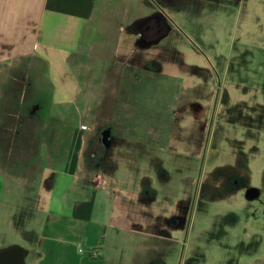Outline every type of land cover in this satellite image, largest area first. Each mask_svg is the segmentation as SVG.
<instances>
[{"label": "rangeland", "instance_id": "1", "mask_svg": "<svg viewBox=\"0 0 264 264\" xmlns=\"http://www.w3.org/2000/svg\"><path fill=\"white\" fill-rule=\"evenodd\" d=\"M255 5L156 1L172 30L144 51L132 6L126 55L72 61L76 85L56 100L38 61L2 70L0 248L30 251L33 264L47 221L82 206L81 226L103 233L107 264H264V24L255 18L264 11ZM38 100L44 109L27 118ZM107 127L100 170L89 157L103 155Z\"/></svg>", "mask_w": 264, "mask_h": 264}, {"label": "crops", "instance_id": "2", "mask_svg": "<svg viewBox=\"0 0 264 264\" xmlns=\"http://www.w3.org/2000/svg\"><path fill=\"white\" fill-rule=\"evenodd\" d=\"M156 1L160 0H0V74L20 61L39 58L46 63L51 98L56 100L62 89L72 91L76 85L72 61L93 59L107 64L126 55L122 36L129 26L130 7L138 12L132 27L144 29L142 23L154 14L164 21L167 31L147 44L139 43L141 32L134 30L141 50L159 45L172 28L168 16L154 7ZM252 3L264 11V0ZM255 18L264 24L262 17ZM144 70L142 67L141 73ZM86 212L77 206L68 220L61 221L59 216L48 220L33 264H107L94 252L103 233L96 227L81 226L90 214Z\"/></svg>", "mask_w": 264, "mask_h": 264}, {"label": "flooded vegetation", "instance_id": "3", "mask_svg": "<svg viewBox=\"0 0 264 264\" xmlns=\"http://www.w3.org/2000/svg\"><path fill=\"white\" fill-rule=\"evenodd\" d=\"M143 25H145V28L142 29V27L140 26H133L132 28L136 31L139 30L141 32V36L139 38V43H149L153 40H155L156 38L162 36L166 31V25L164 23V21L158 17L157 14H154L152 16H150L149 18H147L144 23H142ZM44 105L42 104L41 100L36 101L33 105H31L30 111H29V115L27 116V118H37V112L40 111L41 109H44L43 107ZM19 127V123L15 124V131L13 133V137L16 138L15 136H18V128ZM108 134V140H109V146L106 148L104 143H103V136L105 134ZM15 135V136H14ZM114 138L113 135V131H112V127H107L105 129H103L102 131H100L99 133V137L98 140L102 146V153L103 155L100 156L97 154L90 155L89 160L95 162L94 167L103 170L106 169L108 166V161H107V157L106 154L109 151L110 146L112 145V140ZM97 159V160H96ZM96 160V161H95ZM21 252L22 257H23V263L26 264V258L29 255V252L27 250H24L18 246H7L4 248H0V264H17V253Z\"/></svg>", "mask_w": 264, "mask_h": 264}, {"label": "water", "instance_id": "4", "mask_svg": "<svg viewBox=\"0 0 264 264\" xmlns=\"http://www.w3.org/2000/svg\"><path fill=\"white\" fill-rule=\"evenodd\" d=\"M103 137H104L103 143H104L105 147L107 148L109 146V140L107 139L108 134L106 133ZM204 152H205V149H204ZM180 258H181V253H180ZM17 264H24L21 252L17 253Z\"/></svg>", "mask_w": 264, "mask_h": 264}, {"label": "trees", "instance_id": "5", "mask_svg": "<svg viewBox=\"0 0 264 264\" xmlns=\"http://www.w3.org/2000/svg\"><path fill=\"white\" fill-rule=\"evenodd\" d=\"M33 60H34V61H32V63H31V67H35L33 62H35V60H36V61H38V62L41 64L42 70H43V72L45 73V71H46V63H45L43 60L39 59V58H34ZM34 70H35V69H34ZM36 72H37V69H36L35 73H36ZM50 94H51V92H50ZM98 250H99V249H96V250H94V252H95V251H98ZM95 253H96V252H95ZM89 257L92 258V259H94V257H93L91 254L89 255Z\"/></svg>", "mask_w": 264, "mask_h": 264}]
</instances>
